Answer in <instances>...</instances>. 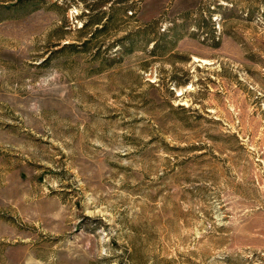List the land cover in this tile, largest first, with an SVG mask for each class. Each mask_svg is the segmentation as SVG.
I'll use <instances>...</instances> for the list:
<instances>
[{
    "label": "rangeland",
    "instance_id": "1",
    "mask_svg": "<svg viewBox=\"0 0 264 264\" xmlns=\"http://www.w3.org/2000/svg\"><path fill=\"white\" fill-rule=\"evenodd\" d=\"M103 4L0 0V264H264V0Z\"/></svg>",
    "mask_w": 264,
    "mask_h": 264
},
{
    "label": "trees",
    "instance_id": "2",
    "mask_svg": "<svg viewBox=\"0 0 264 264\" xmlns=\"http://www.w3.org/2000/svg\"><path fill=\"white\" fill-rule=\"evenodd\" d=\"M89 0H81V2H83L85 4V8L87 10V13L90 17V19L92 18V16L94 17L95 15L94 14H91V12H93V10H95L97 7H101L102 5H104L103 3L106 1V0H93L92 2H88ZM111 5V4H110ZM112 6V5H111ZM124 11H127V10H130L128 8V6H125ZM97 20V18H95ZM89 20H87L84 24H83V29H86L87 27L90 26V22H88ZM97 23V22H96Z\"/></svg>",
    "mask_w": 264,
    "mask_h": 264
}]
</instances>
